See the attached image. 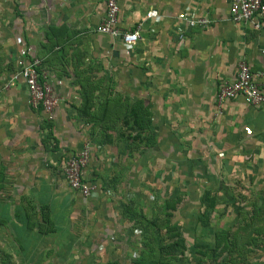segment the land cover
<instances>
[{
    "label": "crops",
    "instance_id": "1",
    "mask_svg": "<svg viewBox=\"0 0 264 264\" xmlns=\"http://www.w3.org/2000/svg\"><path fill=\"white\" fill-rule=\"evenodd\" d=\"M116 1L117 27L139 28V39L130 47L94 32L104 15L103 0H0V68L12 64L14 71L21 55L37 58L58 100L47 122L27 106L22 86L8 87L9 75L3 81L0 76L5 84L0 91V196L18 200L11 208L1 203L0 229L22 227L43 240L48 226L42 220L63 235L79 225L75 216L82 214L91 242L97 237L93 230L103 224L99 210H107L108 203L99 206L98 200L110 192L101 188L102 171L106 150L114 148L119 161L131 164L132 182L133 172L138 180L143 153L144 169L155 163L164 170L169 166L171 180V166L179 164L173 180L193 177L196 189L206 195L225 198L234 190L257 191L264 200V102L249 107L235 98L223 104L221 115L214 110L217 84L231 81L239 62L252 73L261 69L263 33L230 22L227 0ZM149 11L157 16L146 19ZM180 14L187 21L205 19L209 24L187 28ZM108 83L120 104L116 115L129 114L138 125L132 130L145 137L130 143V150L124 141L108 146L83 115L88 94L104 100L101 86ZM85 86L98 89L84 94ZM84 143L90 153L84 175L98 188L87 201L64 181L66 188L50 187L56 168ZM182 165L194 166L192 177L187 179ZM41 209L46 218L34 215L43 213ZM56 212L62 213L63 226L51 217ZM30 213L32 220L23 217Z\"/></svg>",
    "mask_w": 264,
    "mask_h": 264
},
{
    "label": "rangeland",
    "instance_id": "2",
    "mask_svg": "<svg viewBox=\"0 0 264 264\" xmlns=\"http://www.w3.org/2000/svg\"><path fill=\"white\" fill-rule=\"evenodd\" d=\"M20 58L22 55L17 61ZM12 71V64L0 68L2 81ZM4 86L0 84V91ZM101 88L104 100H96L88 93H93L98 86H85L84 94H88V99L83 115L89 118V125L101 131V138L108 146L124 141L130 150V143L136 145L145 137L140 130H132L134 123L129 114L120 119L116 115L120 104L114 100V87L108 83ZM103 103L107 106L101 116ZM108 151L101 188H109L110 192L98 200L99 206L108 204L107 210H99L103 224L93 230L97 237L91 242L88 240L82 214L75 216L79 225L68 234L63 231V235L50 227L51 222L42 220L48 226L43 229L47 235L43 240L26 234L22 227L14 232L0 229V264H264V200L257 191L247 194L234 190L225 198L206 195L196 189L193 165L180 166L185 169L187 179L191 175L190 180H173L179 164L171 166V180H168L169 166L165 170L160 163L150 168L145 166V169L141 166L147 161L143 153L138 180L137 173L133 172L135 180L132 182L131 164L119 161L115 148ZM162 152L160 149V155ZM62 164L56 168L50 187L66 188ZM3 202L8 208L18 205L14 197L0 196V205ZM48 202L47 199L45 203ZM44 211L34 215L46 218ZM26 215L32 220L33 214L23 217ZM62 216L57 212L51 215L56 223ZM64 222L59 221L62 226ZM140 259H144L143 263Z\"/></svg>",
    "mask_w": 264,
    "mask_h": 264
},
{
    "label": "built area",
    "instance_id": "3",
    "mask_svg": "<svg viewBox=\"0 0 264 264\" xmlns=\"http://www.w3.org/2000/svg\"><path fill=\"white\" fill-rule=\"evenodd\" d=\"M228 20L233 23H245L254 31L264 35V0H227ZM104 15L94 32L98 35L118 39L125 47L134 45L138 39V27L121 31L117 27L119 8L116 0H103ZM155 11L145 14L146 19L155 18ZM178 19L185 22L187 28L205 27L208 20L187 21L184 15ZM261 69L252 73L248 65L239 62L236 65L234 78L217 84L214 94V110L221 115L223 104L240 98L249 107H258L264 102V45L259 49ZM16 84L22 86L26 94L27 106L35 112H41L51 119L58 100L53 95L46 74L40 68V61L35 57L23 56L16 62L15 70L10 74L8 87ZM89 145L84 143L80 149L70 154L62 164V177L67 188L77 193L82 199L90 198L97 190L92 180L85 178L84 171L89 161Z\"/></svg>",
    "mask_w": 264,
    "mask_h": 264
},
{
    "label": "trees",
    "instance_id": "4",
    "mask_svg": "<svg viewBox=\"0 0 264 264\" xmlns=\"http://www.w3.org/2000/svg\"><path fill=\"white\" fill-rule=\"evenodd\" d=\"M133 123H134V125H137V122L135 121V119H134V121H132ZM138 126V125H137ZM148 252H149V250H148ZM144 259H140V261L139 262H141V263H143L142 261H143Z\"/></svg>",
    "mask_w": 264,
    "mask_h": 264
}]
</instances>
